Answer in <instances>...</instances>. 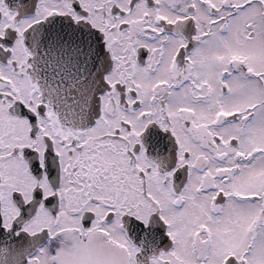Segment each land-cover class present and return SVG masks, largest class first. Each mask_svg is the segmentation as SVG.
<instances>
[{"label": "flooded vegetation", "instance_id": "flooded-vegetation-1", "mask_svg": "<svg viewBox=\"0 0 264 264\" xmlns=\"http://www.w3.org/2000/svg\"><path fill=\"white\" fill-rule=\"evenodd\" d=\"M43 21L60 102L102 41L82 126L34 71ZM0 264H264V0H0Z\"/></svg>", "mask_w": 264, "mask_h": 264}, {"label": "water", "instance_id": "water-1", "mask_svg": "<svg viewBox=\"0 0 264 264\" xmlns=\"http://www.w3.org/2000/svg\"><path fill=\"white\" fill-rule=\"evenodd\" d=\"M47 21L34 25L25 34L24 44L33 53L32 65L35 73L45 80V95L53 110L69 125L82 126L88 123L99 108V93L103 89V72L107 63V57L98 34L96 35V46L91 52V60L97 66L96 85L88 92H76L62 94L65 101L60 102V38H47L49 32ZM94 46V45H93Z\"/></svg>", "mask_w": 264, "mask_h": 264}, {"label": "rangeland", "instance_id": "rangeland-1", "mask_svg": "<svg viewBox=\"0 0 264 264\" xmlns=\"http://www.w3.org/2000/svg\"><path fill=\"white\" fill-rule=\"evenodd\" d=\"M256 44V53L259 54L260 50L262 49L261 45L257 40H255ZM252 95V92L248 91V89L241 88L240 93L238 94L239 99L242 101L244 99H247L248 96ZM261 95L259 88H256L255 90V96L259 97Z\"/></svg>", "mask_w": 264, "mask_h": 264}]
</instances>
